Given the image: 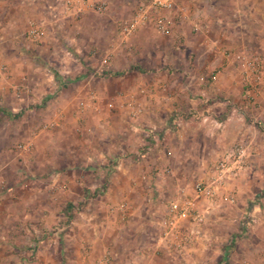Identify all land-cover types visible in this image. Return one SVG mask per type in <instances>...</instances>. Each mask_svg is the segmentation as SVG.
<instances>
[{"label": "crops", "instance_id": "0c3cea01", "mask_svg": "<svg viewBox=\"0 0 264 264\" xmlns=\"http://www.w3.org/2000/svg\"><path fill=\"white\" fill-rule=\"evenodd\" d=\"M59 1L0 0V38L18 37L13 26L20 19L18 17L33 15L46 30L40 49L45 48L52 54V47L57 46L56 42L62 36L64 54L72 56L74 61L71 64L65 57L61 60L64 66L70 64L75 71L86 70L76 59L81 50L80 39L88 41V48L91 46L88 43L93 41L88 32L93 27L89 20L93 12L62 15ZM58 30L60 34H57ZM186 30L185 22L172 21L166 32V46L163 48L157 40H151L148 49H145L149 39L147 30H138L126 39L130 41L132 54L112 39V49L104 53L109 55V61L93 64L107 73L98 80V83L101 81L99 84L94 85L95 89L102 88L106 92L110 88H118L126 91L139 86L144 95L137 103L143 110L140 119L144 120L145 127L156 129L166 124L168 119L171 129L137 130L132 126V130H89L86 139L72 138L66 147L55 149L60 156L54 153L51 159L55 167L58 159L60 167L47 178L41 174L29 179L27 171H23L28 163L24 158L17 162L12 179L5 176V168L11 164H0V219L4 221H0V230L11 233L5 238L13 239L12 234L20 232L23 235L21 243L25 244L30 241L27 236L30 230L38 231L51 225L56 231L67 229L65 233L54 234L48 242L47 248H52L54 255L36 256L37 261L49 264H102L101 256L106 250L113 257L110 264L225 262L221 250L224 245L234 242L239 233L238 227L232 224L235 223L232 218L245 209L241 204L242 197L247 199L246 194H251L256 182L264 188V46L261 45L257 52L262 61V82L253 92L243 86L240 72L222 60L220 48L211 49L191 43ZM230 39L233 42V37ZM225 44L232 46L229 41ZM190 47L194 54L191 66L187 59ZM210 49L213 58L198 63L200 56ZM12 69L27 71V65L16 64ZM208 73H212V77L202 82L200 78L207 77ZM88 80L79 85L85 91L94 88ZM81 88L77 87L75 91ZM248 97L253 101L250 102ZM65 101L59 100V105L65 104ZM192 119L196 122L192 123ZM97 132L102 138H98ZM152 134L166 139L164 152L168 155L170 186L166 196L159 188L158 192V189H145L147 184L161 187L162 182L143 181L145 178L138 176L137 172L130 173L132 167L142 170L146 166L135 162L133 155L137 151L148 150L145 138ZM68 135L67 130H54L44 138L40 167L51 164L45 153L50 147L48 144L61 142ZM237 143L246 147L243 167L231 166L230 178L220 193L223 196L232 194L239 204L231 205L223 201L221 195L211 202L200 199L196 202L197 210L203 215L200 224L189 222V219L182 220L175 228L166 230L163 226L167 218L165 202L192 196L189 180L207 181L213 176V168L218 162L230 164L231 147ZM152 150L155 154L160 151L158 147ZM1 153H4L2 148ZM130 153L133 154L129 156ZM77 157L82 158L79 163L75 162ZM162 162V159L155 162L153 158L148 163L157 166ZM110 170L113 173L105 179L101 173L107 175V172H112ZM30 182L40 186L37 184L33 188ZM44 183L49 188H45ZM101 183L106 184V188L98 196L96 187ZM50 185L54 186L50 188ZM253 197L248 196V199ZM259 202H248L245 226L256 237L251 242L259 240L262 243L264 194H261ZM120 204H124L123 211L118 209ZM65 208L70 209L74 216L63 228ZM5 238L0 233V246L4 242L7 247L17 246ZM64 248L68 249V255H64ZM14 259L11 253L1 254L0 264L14 263Z\"/></svg>", "mask_w": 264, "mask_h": 264}, {"label": "rangeland", "instance_id": "374dc122", "mask_svg": "<svg viewBox=\"0 0 264 264\" xmlns=\"http://www.w3.org/2000/svg\"><path fill=\"white\" fill-rule=\"evenodd\" d=\"M147 1L94 0L95 6L93 9L85 11L94 13H91L92 16L89 18L93 27L88 31L93 41L88 43V45L91 44L88 48L86 46L88 41L83 38L80 39L82 45L76 59L77 63L86 70L78 69L75 71L70 64L67 67L64 66L61 60L66 59L65 57L69 59L71 64L74 61L72 56L69 57L64 54L62 36H59L56 42L57 46L52 47V54L46 52L45 48L40 49V46L44 44L42 40L46 36V30L33 15L18 17L20 19L13 25L19 34L18 37L14 39L0 38V148L4 151L0 155V164L5 162L11 164V166L5 168L7 179H12V173L15 166H18L17 162L22 160L21 158L28 162L27 167H23V171H27L29 179L32 180L35 176L41 174L42 177L47 178V175L52 174L55 169L60 167L58 159L56 160V167L53 166V159H51L54 153L56 156H60L57 154L58 152H55V149H60L61 146L66 147L67 144H70L72 138L80 141L86 139L89 130H132V126H135L137 130L171 129L172 125L168 124V119L165 120L166 124H162L156 129H150L145 127L144 120L140 119L143 116L142 113L137 117L129 113L127 104H137L144 95V92H140L142 89L139 86L126 91L110 88L106 92L101 90L102 88L95 89L96 86H94L99 84L101 81L98 83V80L102 79V75L107 73L97 69L93 64H98V62L102 64V62L107 63L109 61V55L104 53L112 49V46H110L112 39L117 41L118 46L125 48L130 54L133 53L132 47L130 41H126V39L132 37L138 30H143V28L147 30L146 36L149 37L145 49L149 48L151 40L152 42L157 40V44H160L163 48L166 46L164 43H168L167 33L160 34L148 25L138 28L126 36H122L120 33L122 25L130 19L136 7ZM97 6H101L102 9H96ZM164 15L169 22L167 31H169L172 21L185 22L186 34L191 43H196L197 46L204 45V47L211 49L220 48L222 50V60L240 72L243 86L252 89L253 92L257 90L262 82V61L257 52L261 45L264 46V38H262L264 32V0H175L173 9L164 13ZM205 21L207 23L203 24ZM30 26L44 28L43 37L30 39L27 35ZM58 33L60 34L61 31L58 30ZM232 37L233 42L230 39ZM225 41H229L232 46H226ZM211 49L208 53L200 56L198 63L207 62L213 58L210 55ZM190 50H193V48L190 47L187 55L189 66L194 61V54ZM254 59L257 60L260 70V80L256 83L253 82L250 72L246 69L249 68L247 63H251ZM16 64L19 66L27 65V71L13 70L12 68ZM66 68H69L70 71H66ZM246 70L249 74L247 80L244 79ZM86 77L94 88L85 91L79 85H84L85 79L87 81ZM211 77L212 73H208L207 77L200 78V80L204 82L206 78L210 79ZM77 87L81 89L75 91ZM61 99L66 100L65 104L59 105ZM249 101L252 102V98H249ZM195 122L196 120L192 119V123ZM54 130H67L69 135L61 142L56 141V143L48 144L50 150L48 148L45 153L48 154L51 164H49V167L44 166L42 168L40 167V158L44 155L42 143L44 138L50 136V133ZM97 133L98 138H102L100 132ZM154 135H148L145 138L147 142L145 146L148 147V150H144V152L137 151V154L134 153L133 155L135 162L144 163L146 166L141 167L142 170L132 167L130 173L137 172L138 176L145 178L143 181L148 179L149 182L154 181V184L159 181L162 182L161 187L147 184L145 189L157 190L159 188L164 190L163 196H166L168 195V188H170L168 186V155L164 152L166 139H163L162 135ZM156 147L160 151L155 154L152 149ZM131 154L133 153H130L129 156ZM155 157H157L158 162H161L162 159V165L157 163L156 166L148 163L153 158L157 162ZM80 159L82 158L77 157L75 162L79 163ZM111 173L113 171L107 172V175L102 173L101 175L106 179ZM189 182L192 189L197 181L190 179ZM11 184L14 185L13 182ZM37 184L30 182V186L33 185V188ZM44 185L45 188H49L47 183H44ZM38 186L40 185L38 184ZM52 186L54 185H50V188ZM96 188H98L97 195L101 196L102 192L100 190L104 191L106 184L101 183V186ZM93 191H96V189ZM85 193L84 191V195ZM261 194H264V188L262 184L256 182V184H253L251 194H246L247 199L244 198V200L242 197L241 204L245 209L241 214H237L232 218L235 220V223L232 224L238 227L239 233L234 242L232 241L227 246L222 247L221 254L225 257L223 264H264V240L262 243L259 240L254 242L255 235L245 226L248 220V213L245 212L249 208L248 202L253 201L259 204ZM248 196L254 197L248 199ZM190 197L184 196L182 199ZM234 200L233 196L234 203H230L231 205L236 203ZM237 204H239L238 200ZM65 210L62 221L64 222L63 228L74 216L70 209L65 208ZM2 220L0 219V221ZM66 230L56 231L52 225L42 230L38 229V231L30 230L27 232L30 241L25 244L21 243L23 242V235L20 232L16 235L12 234L13 239H8L5 238V235L9 236L11 233L0 230L5 240H11L17 245L7 247V243H2L0 255L11 253L16 259H14V263L3 264H49L37 261L36 256L54 255L52 248L50 247L51 250L47 248V244L51 242L50 240L52 236L54 237V234L65 233ZM251 239H254V241L251 242ZM55 251L56 255L58 246ZM68 254V249L64 248V255ZM104 254L109 253L106 250ZM110 256L113 258L112 255Z\"/></svg>", "mask_w": 264, "mask_h": 264}, {"label": "built area", "instance_id": "2783aa9c", "mask_svg": "<svg viewBox=\"0 0 264 264\" xmlns=\"http://www.w3.org/2000/svg\"><path fill=\"white\" fill-rule=\"evenodd\" d=\"M94 0H60V13L79 15L86 10H91L94 7ZM175 6V0H148L144 4H140L132 13L130 19L122 25L120 33L126 36L138 28L146 25L151 26L156 32L164 34L168 30L169 22L164 13L169 12ZM96 9H102L97 6ZM44 30L40 26H30L27 35L30 39L42 38ZM248 71L251 74L253 82L260 80V70L257 60H252L247 63ZM245 80L248 79V72L245 71ZM143 92V90H140ZM128 103V102H127ZM129 113L132 116H139L143 112L139 103L130 105ZM246 155V147L243 144L237 143L231 147L230 164L225 161L218 162L213 168V176L207 181H197L192 187V196L181 200H169L165 202L166 219L163 226L167 229H173L182 220H188L194 224H200L203 220V215L197 210L196 202L204 199L211 202L215 197L220 196L227 203L233 202V195L230 193L224 196L220 193L225 188V182L230 178L231 166L243 167V160ZM102 192V190H100ZM120 211H123L124 204H120ZM111 256L104 254L100 260L102 264H110Z\"/></svg>", "mask_w": 264, "mask_h": 264}]
</instances>
